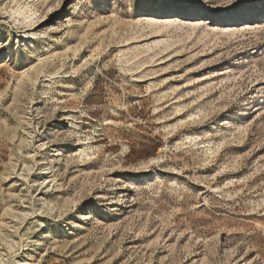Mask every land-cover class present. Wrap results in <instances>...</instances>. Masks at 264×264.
<instances>
[{"label": "rangeland", "instance_id": "374dc122", "mask_svg": "<svg viewBox=\"0 0 264 264\" xmlns=\"http://www.w3.org/2000/svg\"><path fill=\"white\" fill-rule=\"evenodd\" d=\"M0 264H264V0H0Z\"/></svg>", "mask_w": 264, "mask_h": 264}, {"label": "bare ground", "instance_id": "6f19581e", "mask_svg": "<svg viewBox=\"0 0 264 264\" xmlns=\"http://www.w3.org/2000/svg\"><path fill=\"white\" fill-rule=\"evenodd\" d=\"M24 3H27L26 1H24ZM20 8V7H19ZM26 11V5H25V7H22L20 10H19V14H23L24 12ZM163 24H165V25H168V27L169 26H172L173 25V23H174V21H163L162 22ZM161 26V25H160ZM175 26V25H174ZM162 27V26H161ZM165 28V27H164ZM80 216V215H79Z\"/></svg>", "mask_w": 264, "mask_h": 264}]
</instances>
